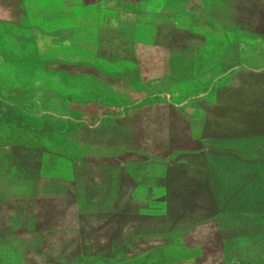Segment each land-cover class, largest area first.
<instances>
[{
	"label": "rangeland",
	"instance_id": "rangeland-1",
	"mask_svg": "<svg viewBox=\"0 0 264 264\" xmlns=\"http://www.w3.org/2000/svg\"><path fill=\"white\" fill-rule=\"evenodd\" d=\"M0 264H264V0H0Z\"/></svg>",
	"mask_w": 264,
	"mask_h": 264
},
{
	"label": "water",
	"instance_id": "water-1",
	"mask_svg": "<svg viewBox=\"0 0 264 264\" xmlns=\"http://www.w3.org/2000/svg\"><path fill=\"white\" fill-rule=\"evenodd\" d=\"M170 109H171V107H168V106L164 108V110H170ZM133 111H135V110H133ZM4 143H5V141L1 142V144H4ZM6 144H8V143L6 142ZM9 145L10 146L3 145L6 148H4L2 151L3 152L2 153V159H5L6 161H8L7 165L10 168V169H7L5 173L10 175L11 172L13 173L14 171H16L14 174V175H16L19 169H18V164L16 162H13L14 154L17 153L16 152L17 150L18 151L19 150L21 151V149L26 150V148L23 149L22 147H18V146L11 145V144H9ZM51 150L54 154L67 158L70 161L69 163H70L72 169L74 167H78V165L81 164V162H78V161L84 159L83 156L85 155L84 150H82V148L79 146H77V148H75V149H71L72 151H69L68 149L54 148V147H52ZM144 150H145L146 154L149 153V151L146 148ZM24 157H27L26 159H28V153L27 152H26V155H24ZM146 157L149 158L148 155ZM76 187H77V182L74 178V175L71 174V178L65 180V183H63L61 185V188H63V190H64L63 193L51 192L47 195V197L50 199V201L52 203L57 201V199L59 197H62V196L66 197V198H69L72 196L75 197L76 196V191H75ZM99 225L100 224L97 223V221H96V224L94 227H99Z\"/></svg>",
	"mask_w": 264,
	"mask_h": 264
},
{
	"label": "trees",
	"instance_id": "trees-1",
	"mask_svg": "<svg viewBox=\"0 0 264 264\" xmlns=\"http://www.w3.org/2000/svg\"><path fill=\"white\" fill-rule=\"evenodd\" d=\"M70 133V131L68 132V133H66V134H69ZM69 143V142H68ZM69 145V147L67 146V148H64V149H68L69 151H72L71 150V146H73L71 143L70 144H68ZM143 154H144V156H146V152L144 151L143 152ZM28 160H30L31 159V157H29L28 156ZM138 198L139 197H137V196H135L134 197V199H133V201H136V200H138ZM143 202H145L146 201V198H143V199H141ZM141 200H138L139 201V203H142V201ZM141 212H143V211H141ZM140 213V212H139ZM115 214H120V215H128L129 213L128 212H121V213H115ZM31 215H35L34 217H41L38 213H36V214H34V212H32V211H28L27 212V219H34V217H32ZM27 220L25 219V222H26ZM34 221V220H33ZM96 221H97V218H94V220H92V224L91 225H89V226H95V224H96ZM94 222V223H93ZM35 224V223H34ZM83 226V225H82ZM84 227V226H83ZM63 228L64 227H62V228H59V229H61L62 231H64L65 230V228H64V230H63ZM39 229V228H38ZM56 231V229H53L52 228V230L50 231V235H52L54 232ZM18 243H12L11 244V247H10V252H12V253H14V254H16L17 256H19V257H21L22 255H23V253H22V249H16V247H18L19 245H17ZM24 252V251H23ZM89 257H94L93 255H89V254H83V255H81L80 257H79V259H84V260H86V259H88ZM90 259V258H89Z\"/></svg>",
	"mask_w": 264,
	"mask_h": 264
},
{
	"label": "crops",
	"instance_id": "crops-1",
	"mask_svg": "<svg viewBox=\"0 0 264 264\" xmlns=\"http://www.w3.org/2000/svg\"><path fill=\"white\" fill-rule=\"evenodd\" d=\"M49 18H50V17H49ZM35 28H36V27L33 25V26H32L33 31L35 30ZM44 31H46V33L43 34V35H44L43 37H44V38H46V37H50V34H47V32H49V31H48L46 28H44ZM50 40H51V39H50ZM176 45L179 46L180 44L177 43Z\"/></svg>",
	"mask_w": 264,
	"mask_h": 264
}]
</instances>
